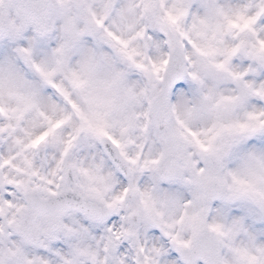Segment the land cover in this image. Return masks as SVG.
Instances as JSON below:
<instances>
[{
  "label": "snow or ice",
  "instance_id": "snow-or-ice-1",
  "mask_svg": "<svg viewBox=\"0 0 264 264\" xmlns=\"http://www.w3.org/2000/svg\"><path fill=\"white\" fill-rule=\"evenodd\" d=\"M0 264H264V0H0Z\"/></svg>",
  "mask_w": 264,
  "mask_h": 264
}]
</instances>
